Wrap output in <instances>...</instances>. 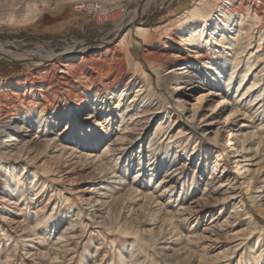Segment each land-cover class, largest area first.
I'll return each mask as SVG.
<instances>
[{
  "label": "rangeland",
  "instance_id": "obj_1",
  "mask_svg": "<svg viewBox=\"0 0 264 264\" xmlns=\"http://www.w3.org/2000/svg\"><path fill=\"white\" fill-rule=\"evenodd\" d=\"M72 1L76 0H0V44L13 53L27 55L31 58L35 57L34 54L38 52L43 55L47 52L60 54L65 51L66 47L75 44H84L86 54L100 51L107 46L111 49L113 47L121 48L114 45L125 34V48L130 56L128 63L130 72L135 68L134 61H137L142 69L151 75V84L155 88L156 99L161 100L164 104L162 110L164 112H161L160 115H163L167 110L174 109L175 114L171 116V120L175 119L176 123L174 127L171 126L165 136H159L158 153L151 156L145 151H147L146 141L153 132L152 128L146 131V136L142 141L139 139L129 141V138H120L119 128L127 124L130 119L128 116L125 117L124 123L120 122L119 114L115 109L117 102L111 100L108 93L105 94L108 104H103L100 118L96 121L89 118L85 122L75 120L70 123L67 114L58 123L57 119L48 120L47 125H44L46 129L43 128L44 131H47L45 133L43 131L40 139L33 143L35 148L42 151L46 144H43L44 141L41 140L62 136L57 133L63 130L66 123L67 132L63 134V139L76 140L79 148L87 146L88 142L92 143L95 138L99 137L105 142L119 141L111 161L109 160L107 163L106 160V166L110 168L113 166L115 172V177L105 178L107 183L92 179L89 181L80 180L79 178L86 174L87 170L78 163L64 167L56 176L62 178V181H57L54 179L55 176L43 177L45 175L40 173V169L29 165V161L0 154V264L7 258L8 253L11 256L8 257L9 264H127L128 256L133 251V255L139 258L138 264H264V191L262 192L263 188H258L263 184L259 181H264V167H261L264 164V128L262 129L263 147L260 148V151L256 153L250 151L245 154L244 158H239L242 160L240 165L248 167L251 171L244 175L252 177L249 183L242 185L241 189L239 179L238 182L226 181L227 178L235 176L236 170L233 162L236 157H234V153L224 147L223 137L225 134L220 131L221 129L219 130L220 114L216 115L214 119L207 120V123L212 122L208 125L211 127L210 134L195 129L199 118L196 117L193 121L187 122L188 117L175 108L174 99L170 96V88L176 80L162 81L158 78L157 73L160 71V76L167 78L164 72H167L171 65L160 69V71L158 69L154 71L146 62V56H149L146 49H151V44L168 34L179 39L176 33L178 26L189 17L198 0H154L136 17L134 16L137 14L136 11L131 15L129 13L141 0H117L118 2L113 4L109 1L116 0H101L104 10L107 11L110 8V13L77 11L71 4ZM37 10L38 12H36ZM123 11H127L128 14L125 12L126 16L130 17H126ZM30 17L34 18L29 19ZM134 18L137 19V22L127 26L128 22ZM27 19L29 20L27 21ZM124 20V28L119 29L118 26L120 27V23ZM236 23L234 21V25L231 27L236 26ZM136 24L152 28L146 41L133 34L132 27ZM214 36L216 35L214 34ZM212 42L216 41L212 39ZM175 45L176 48H180L178 44ZM207 50L217 60H220L221 57L231 58L232 54L229 49H224L220 45ZM228 63L225 64L226 69H228ZM247 65L248 61L243 59L236 79L240 73L245 71ZM257 65L259 67L255 71L262 68V108L256 110V106H249L248 116L243 119L247 123L243 130L252 133L260 130L259 124L264 126V59ZM30 68L31 66L26 65L24 61L10 60L0 56L1 78H8V80H16L21 76L23 78L25 74H29ZM211 71L213 72V70ZM197 72L202 78L203 76H206V79L209 78L208 72L201 64ZM141 73L140 70L139 77L143 74ZM184 80L181 85L184 88L193 87V89L185 91V95H182L181 98L182 102L187 109L191 106L196 107L197 97L201 92L207 91L209 87L194 77L192 80ZM210 80L213 82L212 79ZM138 82L141 83V79ZM225 82L223 81V83ZM76 91L65 93L63 96L73 94L77 98L79 91ZM130 92L131 89H128L123 94L124 96L122 95L124 100L120 102L121 106L124 107L129 101H132V105L138 103L139 100L130 95ZM220 96H212L208 99L207 104L213 105ZM63 101H65L64 105L69 106L67 99H63ZM205 102V100L202 101V105ZM77 108L75 104L72 105V116L76 115ZM49 112L50 110L45 111L46 118H49ZM130 113L129 110L128 114ZM35 115L38 116V112ZM26 116L32 118L33 115ZM104 117L110 118L109 128L104 127ZM167 120L168 118L166 121L163 120L164 126H167ZM106 128H108V135ZM179 128L185 133L181 140H178L180 143L177 148V139L172 143L168 142L169 137L173 136ZM34 129L28 131L23 129L20 133L27 137L29 133L33 134ZM211 138L213 141H210ZM5 140H8L5 134H0V150L8 146L6 144H9V141ZM16 141H11V143ZM237 146L238 144L235 145V147ZM91 150L95 156L101 153L99 146L93 147ZM192 150L193 154L189 156V159L196 163L199 161L197 167L195 162L189 160L188 163H185L184 161L186 155ZM199 154L201 155L199 156ZM219 158L220 160H218ZM205 160L206 165H204ZM127 162L129 167L125 169L124 165ZM216 162L217 166L214 169L213 165ZM153 164L156 168L150 176L148 169L153 170L154 168L150 166ZM224 167L225 170H223ZM137 170L140 171L136 173ZM5 171L15 172L10 175V182L12 181L18 190L22 189L21 192H24V197H21L22 195L10 189L11 197H15V200L22 199L15 204L7 202L2 194L4 186L7 185L5 183L6 175L3 174L6 173ZM34 171L37 176L33 178L32 172ZM261 173L262 175L258 179ZM97 182L102 183L100 185L107 184L106 193H112L117 199L130 193V185L144 194L153 192L154 196L158 197L157 209L161 208L162 212H171L169 217H172L171 222L173 223H170L169 227L167 226L168 233L165 236L161 234L159 241L152 243V237L155 239L160 233L157 226L143 223L136 230L139 219L149 217L140 210L134 211L132 216L136 215L138 219L134 218L130 222L128 220L126 222L129 233L121 231L118 223L112 224V227L117 225L119 230L117 227L110 229L104 225L93 224V216L87 214L85 205L75 193V188L83 189L85 187L86 190L81 194L88 196V189L96 185ZM221 182L228 183V186L219 188ZM94 188L97 189V187ZM110 188L112 191H109ZM259 190L260 192H257ZM101 191L104 190L101 189ZM259 194L261 199L258 201L251 199L252 196L256 197ZM240 198H242V202H239ZM139 204H142V201H139L135 207H138ZM188 206L191 207V211L183 214L182 209ZM117 210L120 216L126 215L127 208ZM78 212L79 216H77ZM36 217L46 218L43 223L35 227V231L32 233L19 235L21 234L20 230L11 228V219L22 220L21 225L30 226L37 220ZM74 217H78V220L74 222L88 225L85 232L81 233L78 224L74 231L76 237L69 241L68 247L71 250L60 253L58 258L51 260L52 253L56 252L58 247L54 243L57 242V238L61 236L62 231ZM155 217H157V213ZM216 223L220 225L217 226ZM249 227H253L254 230L250 231ZM34 232L36 235H33ZM29 237L33 240L26 241ZM162 240L170 242L169 250L165 251L161 248ZM132 244L135 248L129 249ZM226 255L227 257H225ZM215 258H219V260L216 261Z\"/></svg>",
  "mask_w": 264,
  "mask_h": 264
},
{
  "label": "bare ground",
  "instance_id": "obj_2",
  "mask_svg": "<svg viewBox=\"0 0 264 264\" xmlns=\"http://www.w3.org/2000/svg\"><path fill=\"white\" fill-rule=\"evenodd\" d=\"M152 1L154 0H145L142 4V9H146ZM117 2V0L109 1V3L112 4ZM194 6L189 17L178 26V31L176 33L179 39L168 34L164 38L151 44V49H146L149 54V56H146V62L154 71L157 69L160 71V69L171 65V68L168 69L167 72H164L167 78L160 76L161 71L157 73L158 78L162 81L168 79L176 80L170 88V96L174 99L175 108L179 109L188 117L187 122L193 121L196 117L199 118V122L195 129L202 133L209 132L210 134L211 127L208 125L212 122L207 123V120L214 119L216 115L220 114L219 130L221 129L220 131L225 134L223 137L225 140L224 147L228 149L229 152L234 153V157H236L233 162L235 164L234 169L236 170V172H234L235 176L227 178L226 181L238 182L239 179L241 181L240 188L242 189V185L244 186L246 183H249L252 177L244 175L251 171L248 167L245 168L244 165H240L242 160H239V158H244L246 156L245 154L250 151H254V153L259 152L260 148L263 147L262 129L264 126L259 124L260 130L256 133L244 131L243 129L247 126V123L243 119H246V116H248L247 111L249 106H256V110L262 108V68H259L257 71L255 70L260 65H257V63L264 59V0H198ZM135 11L136 9L133 8L129 14L131 15L135 13ZM36 12H38V10ZM136 15L134 16L136 17ZM126 17L130 16L127 15ZM33 18L34 17H30L29 19ZM29 19H27V21ZM125 20L120 23L121 26H118L119 29L122 27L124 28ZM234 21L237 22L236 26L231 27L234 25ZM151 29L145 28L141 24H136L132 27V32L137 37L143 39V41H146L149 38V31ZM214 34L216 36H214ZM256 34L258 35L256 36ZM125 36L124 34V37L119 39L114 45L120 46L121 48L118 47L119 49L114 47L111 49L107 46L100 51L88 52L85 54V45L75 44L74 46L66 47L65 51L60 54L47 52V54L43 55L38 52L34 54L35 57L33 58L27 55L13 53L0 44L1 57L10 60H21L29 67L31 66L28 71L29 74H25L23 78L21 76L17 77L16 80H8V78L4 79L0 77V134H5V137L8 138V140L5 141H9V144H6L8 146L0 150V154L23 161L25 160L26 162L29 161V165H34L40 169V173L45 175L43 177L55 176L54 179L57 181H62V178L56 176L64 167H68L69 164L77 163L80 164L83 169L85 168V170H87V173L79 178L80 180L84 179L89 181V179H92L106 182L105 178H109V176L115 177L113 166L111 165V168L106 166V160L108 163L114 155L113 153L117 149L115 148L116 144L119 141L110 140L111 142H105L99 137L95 138L92 143L88 142L86 144L87 146L79 148L76 140L68 138L63 139V134L67 132L66 123L63 130L57 133L62 136H54L50 139L41 140L44 141L43 144H46L43 151L35 148V144L33 145L35 141L40 139L44 129H46L44 125H47L48 120L52 121L57 119L58 123L61 118L67 114V119L70 123L75 120L85 122L89 118H93V120L96 121L100 118L103 104H108V100L105 98V94L108 93L110 99L117 102L115 109L119 114L118 118L120 122L124 123L125 117L128 116L130 119L127 124L119 128L120 138H129V141L135 139L142 141L146 136V131L152 128L153 132L146 141L147 151L145 152H147L148 155L155 156L158 153L159 136H165L171 126L174 127L176 123L175 119L171 120V116H174L175 111L174 109L167 110L163 115H160L161 112H164L162 111L164 109V104L161 100L159 101L156 99L155 88L151 84V75L142 69L139 62L134 61L135 68L130 72V68L128 67L130 56L125 48ZM212 39L216 42L213 43ZM175 44H178L180 48H176ZM217 45L223 46L224 49H229L232 53L231 58L221 57L220 60H217L216 57H212L209 52H207V49ZM252 48L255 49L251 50ZM122 49L123 52L121 51ZM121 54L125 56L123 57ZM189 54L194 55L190 56ZM243 59L248 61V65L245 71L240 73L238 79H236V74L240 72ZM227 62H229L228 69L225 68ZM200 64L208 72V79H206V76H203V78L199 76L197 71L199 70ZM140 70L143 73H141V77H139ZM211 70H213V72ZM192 77L199 79L204 85H208L209 88L207 91L199 94L196 99V107L191 106L187 109L181 98L182 95H185V91H189L193 89V87L184 88L181 82L184 79L187 81L192 80ZM140 79L141 83L138 82ZM210 79H212L213 82H211ZM223 81L226 82L223 83ZM230 83H232L231 86ZM244 85L246 86L244 87ZM194 88L196 89V87ZM128 89H131L130 95H133V97L139 101L137 104L133 105L132 101H129L123 107L120 105V102L124 100L122 95L125 94ZM181 89H183V91L180 92ZM76 90L79 91V96H77V98L74 97L73 94L63 96L65 93L77 92ZM216 95L221 96L216 99L213 105L207 104L208 99ZM63 99L68 100L69 106L63 104V102H65ZM145 99H147V101H145ZM204 100L206 102L202 105V101ZM73 104L78 107L75 116H72L73 112L71 111ZM46 110H50L48 115L49 118L44 116ZM129 110L131 112L130 114H128ZM36 112H38V116L35 115ZM28 114L33 115L32 118L27 117L26 115ZM167 118L168 124L164 126L163 120L165 119L166 121ZM104 119V127L107 126L109 128L111 124L110 118L104 117ZM33 128H35L33 134L29 133L27 137L22 136L20 133L23 129L28 131L29 129L33 130ZM108 128H106L107 135ZM46 131H44V133ZM184 133L185 132L179 128L173 136L169 137L168 143H172L176 139V141L181 140ZM215 135H217V133H215ZM11 141L16 142L11 143ZM210 141H213V138H211ZM179 143L180 141L176 142L177 148H179ZM236 144H238L237 147H235ZM98 146L101 147V153L95 156L91 149ZM238 148H240L239 151ZM236 152H240V155ZM192 154L193 150L184 158L185 163H188L190 160L189 156ZM200 155L201 154H199V156ZM47 160H49V163H47ZM218 160H220V158ZM39 162L41 163L38 164ZM190 162H195L196 167L199 163V161L196 163L194 160H190ZM139 163L140 162H138V165H140ZM206 164L205 160L204 165ZM216 164L217 162L213 165L214 169L217 166ZM124 166L125 169H127L129 163L127 162ZM150 166L154 168L153 170H150L151 168L148 169L150 176H152L156 167L154 164ZM261 167H264V164ZM223 170H225V167ZM139 171L140 170H137L136 173ZM5 172L6 173L3 174L6 175L5 183H7V185L6 187L4 186L2 194L7 202L10 201L15 204L22 199L18 200L17 198V200H15V197H11V192L15 190L17 194L22 195L21 197H24V192H21L22 189L18 190L12 181L10 182V175L15 174V172ZM32 174L33 178L37 176L35 171L32 172ZM261 175L262 173L258 179ZM259 182H263L261 186H258L260 189L263 188V192L264 181L261 180ZM100 184L102 183L97 182L96 185L90 187L88 189V196L81 194V192L86 190L85 187L83 189L75 188V193L78 194L82 204L85 205L87 214L91 217L93 216V224L104 225L110 227V229L117 227L118 230L119 227L117 225H119L122 229L121 231L129 233L128 224H126V222L127 220L130 222V220L134 218L138 219V216H132L134 215V211L140 210L149 217L139 219L136 230L139 229V225H143V223L157 226L160 233L155 239L151 236L153 238L151 241L152 243L158 242L161 234L165 236L168 233L169 224L173 223L171 222L172 217H169L171 212H162L161 208L157 209L159 203L158 197L154 196L153 192L144 194L139 192L133 185H130V193H127L126 196H121V199H117L112 193H106L107 184ZM160 184L161 181L159 182V185ZM226 186H228V183L221 182L219 184V188ZM94 187H97V189ZM101 189L104 191H101ZM114 189L113 187V190ZM109 191H112V188H110ZM257 192H260V190ZM251 199H257L256 201H258L261 199V196L260 194L256 197L252 196ZM139 201H142V204H139L136 208L135 205H137ZM242 201V198H240L239 202ZM122 208H127L124 217L117 213V209ZM190 211L191 207L189 206L182 209L183 214ZM80 213L78 212L77 216H79ZM156 213L157 217H155ZM45 218L46 217L43 219L37 218V220L33 222V225L30 226H27V224L21 225L22 220L11 219V228L12 230H20L21 234L19 235L32 233V231H35L36 226L43 223ZM75 220H78V217H74L69 225L62 231L61 236L57 238V242L54 244L58 247L56 250L54 249L56 252L52 253L50 257L51 260L58 258V254L71 250V248L68 247L69 241L76 237L74 231L77 229L76 226L78 224L81 228V233L85 232L88 225L86 223H76L74 222ZM121 220L122 222H120ZM115 223L118 224L112 227V224ZM215 225L219 226L220 224L216 223ZM249 230L253 231L254 229L253 227H249ZM169 232L171 233V229ZM33 235H36V233L34 232ZM32 240L33 238L29 237L26 241ZM169 244V241L162 240L161 248L165 251L169 250ZM133 248H135V246L132 244L129 249ZM49 251L50 249L48 252ZM133 254L134 251L128 256L127 264L139 263V258L135 257ZM8 257H11L9 253L7 254V258L2 260L1 264H9L10 259H8ZM225 257H227V255ZM215 260L218 261L219 258H215Z\"/></svg>",
  "mask_w": 264,
  "mask_h": 264
},
{
  "label": "built area",
  "instance_id": "obj_3",
  "mask_svg": "<svg viewBox=\"0 0 264 264\" xmlns=\"http://www.w3.org/2000/svg\"><path fill=\"white\" fill-rule=\"evenodd\" d=\"M71 4L74 6V9L77 11L87 10L92 13H110L111 12L110 8L107 11L104 10L105 8L103 7V2L101 0H76V1H72ZM125 12L127 13V11H123V14ZM126 13L124 14L125 16H126Z\"/></svg>",
  "mask_w": 264,
  "mask_h": 264
},
{
  "label": "water",
  "instance_id": "obj_4",
  "mask_svg": "<svg viewBox=\"0 0 264 264\" xmlns=\"http://www.w3.org/2000/svg\"><path fill=\"white\" fill-rule=\"evenodd\" d=\"M142 4H143V0H141V1L138 3V5L135 7L138 16L140 15V12H141V10H142ZM137 15H136V16H137ZM136 22H137V19L134 18L133 20H131V21L129 22V24H127V26H129L131 23H132V24H135Z\"/></svg>",
  "mask_w": 264,
  "mask_h": 264
}]
</instances>
